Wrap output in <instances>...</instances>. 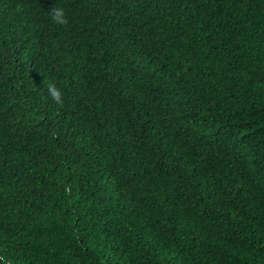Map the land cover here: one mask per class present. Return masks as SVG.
I'll list each match as a JSON object with an SVG mask.
<instances>
[{"label":"trees","instance_id":"1","mask_svg":"<svg viewBox=\"0 0 264 264\" xmlns=\"http://www.w3.org/2000/svg\"><path fill=\"white\" fill-rule=\"evenodd\" d=\"M55 1L0 0V255L264 264V0Z\"/></svg>","mask_w":264,"mask_h":264},{"label":"clouds","instance_id":"2","mask_svg":"<svg viewBox=\"0 0 264 264\" xmlns=\"http://www.w3.org/2000/svg\"><path fill=\"white\" fill-rule=\"evenodd\" d=\"M55 5H61V2H56L55 0H51ZM61 1V0H60ZM66 6L71 7L77 11V16L79 11H83L84 15H87L86 12H93V13H110V12H117L120 13L122 16H127L126 7L123 4L122 0H95L94 2H89V0H67ZM76 16V17H77ZM75 17V18H76ZM128 17V16H127ZM74 18V19H75ZM52 19L57 24H66L67 20L65 18V12L62 8H54L52 13ZM146 33H139L131 37V44L135 49V45L137 43H141V39H144ZM132 59L139 60L143 62V57H136L135 52L131 55ZM114 67H103L98 68L94 74L96 75H105L106 73L113 71ZM48 91L50 93L51 98L56 101L58 104L62 103V96L63 93L59 90L53 81H49L47 84ZM146 101H148V95H143ZM140 105H144L143 102H140ZM153 119H160V110L157 108V105L154 104L152 110L143 116L138 123L140 125L145 124L149 120ZM0 264H10V261L3 255H0Z\"/></svg>","mask_w":264,"mask_h":264}]
</instances>
